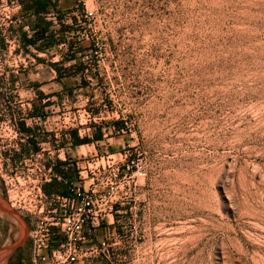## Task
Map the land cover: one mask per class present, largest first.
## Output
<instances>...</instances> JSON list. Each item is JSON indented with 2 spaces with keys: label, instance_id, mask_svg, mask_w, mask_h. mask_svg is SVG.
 I'll return each mask as SVG.
<instances>
[{
  "label": "rangeland",
  "instance_id": "rangeland-1",
  "mask_svg": "<svg viewBox=\"0 0 264 264\" xmlns=\"http://www.w3.org/2000/svg\"><path fill=\"white\" fill-rule=\"evenodd\" d=\"M36 1L0 0V264L79 209L80 260L264 264V0Z\"/></svg>",
  "mask_w": 264,
  "mask_h": 264
},
{
  "label": "built area",
  "instance_id": "built-area-1",
  "mask_svg": "<svg viewBox=\"0 0 264 264\" xmlns=\"http://www.w3.org/2000/svg\"><path fill=\"white\" fill-rule=\"evenodd\" d=\"M18 8V7H17ZM50 171L48 167L43 174V182H50ZM42 185L39 186V190ZM90 203H88V206ZM80 212L82 209H79ZM78 212L76 215H64L55 220L56 232L41 230L39 225H35L33 219L31 220L32 230L31 237V262L32 264H80L81 262H93L88 260H80L83 253L78 246V243L83 240L81 234L83 232L86 220L82 213ZM65 235L68 242L60 244L56 249L50 247V241L59 235ZM90 252V251H89ZM87 252V253H89ZM91 250V254L95 253ZM99 264L98 262H96Z\"/></svg>",
  "mask_w": 264,
  "mask_h": 264
},
{
  "label": "trees",
  "instance_id": "trees-1",
  "mask_svg": "<svg viewBox=\"0 0 264 264\" xmlns=\"http://www.w3.org/2000/svg\"><path fill=\"white\" fill-rule=\"evenodd\" d=\"M37 2V4L39 5L38 6V12L39 11H41V10H45L46 9V7H50V5H51V1L50 0H44V1H39V0H37L36 1ZM39 23H37L38 25H41L42 24V19H40L39 21H38ZM43 29H42V31L39 33L40 34V36H43L44 34H45V32H46V30H45V28H44V26H45V22L43 21ZM51 22L50 23H48V28L49 27H51ZM35 27V26H34ZM53 37L54 36H49V46H53L54 44H55V42H54V40H53ZM35 42H36V39H34L33 41H32V43H34L35 44ZM71 48H72V46H70ZM84 51H86V49L84 48ZM87 52V51H86ZM72 60H75V58H72ZM55 66V65H54ZM96 139H99V137L98 136H96Z\"/></svg>",
  "mask_w": 264,
  "mask_h": 264
},
{
  "label": "flooded vegetation",
  "instance_id": "flooded-vegetation-1",
  "mask_svg": "<svg viewBox=\"0 0 264 264\" xmlns=\"http://www.w3.org/2000/svg\"><path fill=\"white\" fill-rule=\"evenodd\" d=\"M15 78L17 79V76H16ZM15 84H17V81H16ZM47 100H48V101H45V100H44V104L46 103V108H49V106H50V105H49V97L47 98ZM44 118H45V117H44ZM23 129H24V131H26V132L29 131V130L26 129V128H23ZM31 132H32V133L30 134V136H31V139H32V140H31L30 142H31V144H33V146H34V145H36V142H35V136H34V134H33V131H31ZM33 138H34V139H33ZM32 142H33V143H32ZM34 147H35V146H34ZM34 149H35V148H34Z\"/></svg>",
  "mask_w": 264,
  "mask_h": 264
},
{
  "label": "crops",
  "instance_id": "crops-1",
  "mask_svg": "<svg viewBox=\"0 0 264 264\" xmlns=\"http://www.w3.org/2000/svg\"><path fill=\"white\" fill-rule=\"evenodd\" d=\"M18 2H19V0H18ZM27 12L28 11L25 9L24 13H27ZM30 12L32 13V10ZM24 13L22 12L23 15H24ZM29 18L34 19L35 17L32 15V16H29ZM32 27H33V29H35L34 26H32ZM36 31H38V29ZM35 129H37L39 131L38 127H36V128L34 127L32 130L34 131ZM80 264H97V263L96 262H81Z\"/></svg>",
  "mask_w": 264,
  "mask_h": 264
}]
</instances>
